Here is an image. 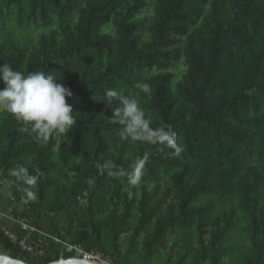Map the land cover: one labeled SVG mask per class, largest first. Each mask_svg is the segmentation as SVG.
<instances>
[{"label":"trees","instance_id":"obj_1","mask_svg":"<svg viewBox=\"0 0 264 264\" xmlns=\"http://www.w3.org/2000/svg\"><path fill=\"white\" fill-rule=\"evenodd\" d=\"M14 21L37 40L17 37ZM5 63L55 71L76 120L45 141L0 109V178L15 185L22 219L78 210L75 245L117 264H264V0H0ZM108 89L135 98L153 128L171 126L180 155L122 139ZM19 166L35 184L13 175ZM0 251L17 259L1 234Z\"/></svg>","mask_w":264,"mask_h":264},{"label":"clouds","instance_id":"obj_2","mask_svg":"<svg viewBox=\"0 0 264 264\" xmlns=\"http://www.w3.org/2000/svg\"><path fill=\"white\" fill-rule=\"evenodd\" d=\"M53 72L35 71L25 75L19 70L13 69L8 64L0 66V80L5 87L0 90V109L12 114L18 122H21V132L35 133L38 137L49 140L67 135L75 126L76 120L73 108L67 102L71 98L72 90L65 86ZM136 88L145 94H150L151 85L146 82H138ZM104 104L113 110V119L122 128L120 136L122 139L144 140L150 143L165 144L174 149V155H180L182 146L177 143L176 133L171 126L161 125L153 128L152 121L146 117L144 110L139 106L135 98H129L122 92L108 89L104 93ZM115 100L120 106L113 107ZM149 154L137 157L132 166L130 183H136L141 170L149 160ZM105 167H115L112 161H107ZM117 175L123 172L115 173ZM16 175L28 184H35L36 177L29 176L28 170L19 166L13 170ZM29 199L34 198V193L29 189L26 191Z\"/></svg>","mask_w":264,"mask_h":264},{"label":"built area","instance_id":"obj_3","mask_svg":"<svg viewBox=\"0 0 264 264\" xmlns=\"http://www.w3.org/2000/svg\"><path fill=\"white\" fill-rule=\"evenodd\" d=\"M10 187L9 189L12 190V194L15 191L16 187L13 183L7 182L5 180H2L0 178V191L5 187ZM13 197V195H11ZM11 209L3 208V204L0 202V216L5 215L6 213H9ZM17 224L20 228L21 234L18 235L16 233H13L11 230H9L5 225L0 221V234L4 235L5 238H7L12 244H14L16 247H18L21 251L24 253L33 256L37 260H43L47 257L46 250L42 247V243L38 240L33 239V236L36 232L35 225L30 224L28 221L22 219V217L17 221ZM52 243L56 246H65L66 247V253L67 254H74V252H77L79 254L78 259H84L86 261L100 264L102 261V256L100 254L96 253H86L83 250H81L76 245H70L65 242L64 239H61L57 236H54L51 238ZM57 254L61 256L60 259H70V258H77L75 256H65L63 251H58Z\"/></svg>","mask_w":264,"mask_h":264},{"label":"rangeland","instance_id":"obj_4","mask_svg":"<svg viewBox=\"0 0 264 264\" xmlns=\"http://www.w3.org/2000/svg\"><path fill=\"white\" fill-rule=\"evenodd\" d=\"M10 28L14 31L15 35L17 37H19L21 40H26V39H31V40H37V37H38V31L37 29H25V30H22V29H19L18 26L16 25L15 21L12 22L10 25ZM181 47V43H176L172 46V48H178L180 49ZM172 71H175L178 73V75H180V73L183 71V61H180L179 63H177L175 65L174 68L171 69ZM10 187L8 186H5L1 191H0V202L5 200V203L6 204H9L11 207L15 206V202H14V199L13 197H11V193H9L8 191H6V189L9 190ZM2 199V200H1ZM3 204V203H2ZM3 206H5V204H3ZM76 212V213H75ZM67 214V217H69L68 219V225H67V228H64V229H69L68 231H70V235H68L67 239H65V242L67 244H70V245H75V240H76V227H77V224L79 222V217L81 216V212H79L78 210L74 211V212H70V213H66ZM38 225H35V227L37 228ZM53 229V228H51ZM50 242V241H49ZM42 247L46 250V254L47 256L48 255H52V253H54V251L50 252V250H48V247L45 245V243H42L41 244ZM167 245H168V248L171 249L173 246H174V242L171 241L170 238H168V241H167ZM13 246H15L13 244ZM16 252H17V260L19 259H22L23 261H26L28 263H33V261H36V262H40L41 260H37L35 259L33 256H30L26 253H24L23 251H21L18 247H16ZM56 253L58 251H63L65 254V256H75L78 258L79 254L77 252H74V254H67L66 253V247L65 246H56ZM0 255H4V256H8V252H2L0 251ZM100 264H117L116 261L114 259H107V258H104L102 257V261Z\"/></svg>","mask_w":264,"mask_h":264},{"label":"crops","instance_id":"obj_5","mask_svg":"<svg viewBox=\"0 0 264 264\" xmlns=\"http://www.w3.org/2000/svg\"><path fill=\"white\" fill-rule=\"evenodd\" d=\"M6 191H8L9 193L12 192V190L10 189L9 190L6 189ZM2 203L5 204V206H3L4 209L9 207L11 211L9 213H6L5 215H1L0 221L5 225V227H7L13 233L20 235L21 231L17 224V221L22 217L23 209L16 205L11 207L9 204L5 203V200L1 201V204ZM68 219L69 217H67V214L63 213L57 220L45 219L36 224L38 226L37 228L35 227L36 232L34 235H32L33 239L45 243V245L48 247V250H50V252L54 251V253H52L53 254L52 257H54L57 254L55 252L57 249H56V245L52 243L51 238L57 236L62 231L69 230V229H64L67 228Z\"/></svg>","mask_w":264,"mask_h":264},{"label":"water","instance_id":"obj_6","mask_svg":"<svg viewBox=\"0 0 264 264\" xmlns=\"http://www.w3.org/2000/svg\"><path fill=\"white\" fill-rule=\"evenodd\" d=\"M0 264H26L23 261L13 259L9 256L0 255ZM51 264H95L84 259L70 258V259H60L58 261L52 262Z\"/></svg>","mask_w":264,"mask_h":264}]
</instances>
